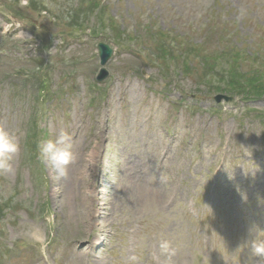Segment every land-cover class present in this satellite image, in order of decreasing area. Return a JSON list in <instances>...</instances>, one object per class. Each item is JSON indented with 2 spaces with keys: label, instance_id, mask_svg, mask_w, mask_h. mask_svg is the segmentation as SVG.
Returning a JSON list of instances; mask_svg holds the SVG:
<instances>
[{
  "label": "rangeland",
  "instance_id": "374dc122",
  "mask_svg": "<svg viewBox=\"0 0 264 264\" xmlns=\"http://www.w3.org/2000/svg\"><path fill=\"white\" fill-rule=\"evenodd\" d=\"M94 2L0 0V127L20 145L0 175V264H166L162 240L171 264H257L264 0ZM235 72L257 77L233 93ZM61 130L67 179L37 151Z\"/></svg>",
  "mask_w": 264,
  "mask_h": 264
},
{
  "label": "clouds",
  "instance_id": "9594fccd",
  "mask_svg": "<svg viewBox=\"0 0 264 264\" xmlns=\"http://www.w3.org/2000/svg\"><path fill=\"white\" fill-rule=\"evenodd\" d=\"M30 0H19V7H28ZM19 26V25H18ZM4 33H0L3 35ZM20 151V145L16 136L0 127V175H8L14 172L13 162ZM38 158L46 166H50L55 173L56 179H67L69 165L76 160V155L73 152V143L71 136L61 130L58 136L53 140L47 141L41 139L37 142ZM258 226L253 225L250 232L253 233V228ZM264 232V230L259 229ZM249 245V259L257 258L259 261L264 260V239L251 238L247 241ZM242 247V246H241ZM241 248H238L239 250ZM160 255L166 257V264H171V257L175 255V249L167 240H162L159 244Z\"/></svg>",
  "mask_w": 264,
  "mask_h": 264
},
{
  "label": "trees",
  "instance_id": "16d2710c",
  "mask_svg": "<svg viewBox=\"0 0 264 264\" xmlns=\"http://www.w3.org/2000/svg\"><path fill=\"white\" fill-rule=\"evenodd\" d=\"M31 5H32V7H33V5L34 4H32L31 3ZM100 7V4L97 2V0H95V2L94 3H91V10L88 12V14H93L98 8ZM189 53H193V52H196L195 50L193 51V50H189L188 51ZM180 65H182V66H185L183 63H180ZM179 65V66H180ZM188 71H187V69L185 68V71H184V73H187ZM253 77H257L256 75H252ZM229 78H230V81L228 82V85H227V87H226V89L228 90V91H231V92H235V91H240V89H241V84L239 83V80H238V78L240 79V80H242V81H244L246 84H247V86H250V82H251V78H249V77H247V76H243V75H240L239 73H237V72H235L234 74H232V75H229L228 76ZM243 90H244V88H242Z\"/></svg>",
  "mask_w": 264,
  "mask_h": 264
},
{
  "label": "water",
  "instance_id": "95a60500",
  "mask_svg": "<svg viewBox=\"0 0 264 264\" xmlns=\"http://www.w3.org/2000/svg\"><path fill=\"white\" fill-rule=\"evenodd\" d=\"M98 49L100 51V58L102 60V65H106V63L108 62V60L111 58L113 54V50L107 44H100ZM108 76H109V73L107 72L106 69H104L101 71L98 81L102 82L106 78H108Z\"/></svg>",
  "mask_w": 264,
  "mask_h": 264
},
{
  "label": "bare ground",
  "instance_id": "6f19581e",
  "mask_svg": "<svg viewBox=\"0 0 264 264\" xmlns=\"http://www.w3.org/2000/svg\"><path fill=\"white\" fill-rule=\"evenodd\" d=\"M91 208H94V209H95L96 207L93 206V207H91ZM87 209H88V206H85V210H87ZM90 218H91V221H92V220H94V219L96 218V216H95L94 214H91V215H90ZM99 243H100V242H98L97 244H99ZM96 247H97V246H96Z\"/></svg>",
  "mask_w": 264,
  "mask_h": 264
}]
</instances>
